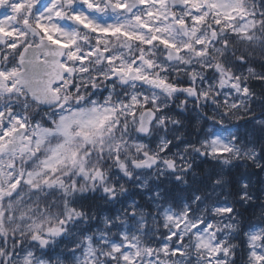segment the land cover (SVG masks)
Listing matches in <instances>:
<instances>
[{
	"label": "clouds",
	"instance_id": "1",
	"mask_svg": "<svg viewBox=\"0 0 264 264\" xmlns=\"http://www.w3.org/2000/svg\"><path fill=\"white\" fill-rule=\"evenodd\" d=\"M235 7L243 12L232 27L216 26L211 16L202 26L200 35L211 41L207 55L170 58L160 46L151 50V75L174 87L106 78L91 86L90 77L109 68L93 63L87 83L78 93L65 84L60 102L38 101L27 92L11 97L30 126L45 128L70 112L115 106L126 95L147 97L150 111L138 108L134 118L118 114L119 127L102 140L73 144L80 164L60 166L53 177L58 183L44 184L43 172L35 188L25 184L3 203L0 264H82L85 247L91 264H110L111 244L122 234L138 245L142 264H157L148 249L164 245L184 254L161 255L160 264H255L253 254H264V0H236ZM185 36L175 31L178 45ZM108 47L129 61L142 50L115 40ZM8 63L0 56V65ZM8 103L0 97V104ZM60 142L49 136L22 146L27 154L16 159L17 171L41 173ZM214 147L230 151L217 155ZM4 163H10L7 157ZM60 219L63 230L48 235L49 227L60 229ZM172 233L183 243L167 239Z\"/></svg>",
	"mask_w": 264,
	"mask_h": 264
},
{
	"label": "snow or ice",
	"instance_id": "2",
	"mask_svg": "<svg viewBox=\"0 0 264 264\" xmlns=\"http://www.w3.org/2000/svg\"><path fill=\"white\" fill-rule=\"evenodd\" d=\"M235 3L236 0H0V48L4 49L0 56L9 61L0 65V97L9 100L8 104H0V211L3 203L10 202L23 185L35 188V181L43 172L48 173L43 176V183L55 184L58 181L53 177L60 166L79 165V151L73 148L77 140H102L113 127H119L118 114L134 118L138 108L143 107L145 114L150 111L147 97L126 95L115 106L106 102L80 115L70 112L58 125L45 128L39 124L30 126L26 117L16 113L11 97L27 92L38 101L54 97L60 102L65 84L78 93L79 85L87 83L85 78L93 72L90 67L93 63L109 68L107 73L92 75L91 86L106 78L109 82L117 79L122 83L150 81L162 88L174 87L168 80L151 75L154 67L151 50L160 46L169 52L170 58H179L188 52L196 57L207 55L206 46H210L211 41L200 35L202 26L211 16L216 26L232 27L230 22L237 18V13L243 12ZM81 31L90 33L95 39L81 36ZM175 31L186 33L183 46L174 38ZM215 34L213 29L212 35ZM114 40L123 41L129 48L133 43L140 45L142 50L130 61L122 59L113 55L108 47ZM49 136H59L61 142L44 161L43 171L37 174L17 171L16 159L27 154V151L21 153L20 148H31L45 142ZM228 151L227 147L212 149L217 155ZM5 157L10 163H4ZM58 223L60 229L49 227L48 235L60 234L66 221L60 219ZM167 239L183 243V237L178 239L176 233ZM153 254L160 264L161 255L182 256L184 253L180 247L169 249L164 245L158 251L149 248L148 255ZM213 254L215 250L209 254L210 259ZM253 255L255 264H264V254ZM80 259L82 264H91L93 257L88 247L84 248ZM108 260L110 264H142L138 245L123 234L111 244Z\"/></svg>",
	"mask_w": 264,
	"mask_h": 264
}]
</instances>
